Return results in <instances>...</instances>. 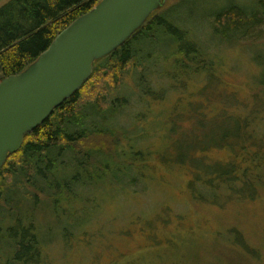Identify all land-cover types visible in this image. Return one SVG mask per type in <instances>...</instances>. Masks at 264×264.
I'll list each match as a JSON object with an SVG mask.
<instances>
[{"label": "trees", "instance_id": "1", "mask_svg": "<svg viewBox=\"0 0 264 264\" xmlns=\"http://www.w3.org/2000/svg\"><path fill=\"white\" fill-rule=\"evenodd\" d=\"M100 1L4 3L0 7V78L24 71L61 31ZM192 1L194 6L196 0ZM209 7L214 11L212 19L203 16L200 23L192 22L187 27L173 20L179 15L177 9L165 14L164 7L153 14L124 46L95 63L90 78L78 93L28 134L20 150L7 158L0 169V264H46L40 246L66 236L68 231H76L82 221L80 212L83 218L89 217L90 212L80 210L77 203L82 191L102 188L105 183L118 185L131 175L124 173L128 157L134 160L139 155L125 149L124 140L128 142L129 138L111 129L110 121L122 116L134 103H142L145 97L154 99L158 91L151 88L156 84L165 80L181 82L188 75L207 71L213 64L209 50L215 39L253 26L263 14L260 6L254 8L258 11L241 5ZM196 11H189L193 20ZM194 25L208 30L209 39L201 42ZM258 47L264 53L262 46ZM262 56L254 60L263 67L255 84L257 95L263 97L264 115ZM127 80L137 92L126 85ZM257 114L254 108L234 124H226L222 137L211 134L206 143L200 141L187 149L182 146L173 155V163L185 165L175 167L181 177L186 170L191 172L186 189L192 190L193 195L189 196L188 204L196 208L208 204L221 212L233 208L239 218L253 219L250 232L237 227L225 230L229 241L224 250L229 262L217 257L213 264H250L252 260L263 264L264 120L256 122ZM212 150L221 151L224 161L204 162L205 152ZM186 153L193 156V161L187 160ZM41 221L44 224L39 225ZM3 223H6L4 234Z\"/></svg>", "mask_w": 264, "mask_h": 264}, {"label": "rangeland", "instance_id": "2", "mask_svg": "<svg viewBox=\"0 0 264 264\" xmlns=\"http://www.w3.org/2000/svg\"><path fill=\"white\" fill-rule=\"evenodd\" d=\"M207 1L196 0L193 6L192 0H166L163 11L167 14L177 9L179 15L173 20L183 27L200 23L203 16L212 19L211 4L219 9L241 5L256 11L259 9L254 8L260 6L263 14L253 26L215 39L209 50L213 64L207 71L188 75L181 82L165 80L156 84L151 88L158 91L154 99L145 97L142 103H134L110 121L111 129L129 138L128 142L124 140L125 149L139 155H131L134 160L128 157L124 173L131 175L118 185L105 183L102 188L82 191L77 203L80 210L90 212L89 217L83 218L80 212L82 221L76 231L40 246L46 264H129L135 259L139 261L134 264H213L217 257L229 262L224 250L229 241L225 230L237 227L251 231L253 219L239 218L233 208L221 212L208 204L198 208L188 204L192 190L186 187L191 172L186 170L181 177L175 167L185 165L173 163L178 148L206 143L211 134L222 137L226 124H234L254 108L258 113L256 122L264 120L263 97L257 95L255 84L263 67L254 60L260 55L264 58L263 50L257 48L259 44L264 49V0ZM195 9L193 20L189 11ZM194 28L201 42L209 39L208 30L197 25ZM126 85L133 89L131 81L127 80ZM109 147L108 152L112 150ZM186 154L187 160L193 161V156ZM204 156L206 163L224 161L219 150L205 152ZM261 259L264 264V250ZM250 264L257 262L252 260Z\"/></svg>", "mask_w": 264, "mask_h": 264}, {"label": "water", "instance_id": "3", "mask_svg": "<svg viewBox=\"0 0 264 264\" xmlns=\"http://www.w3.org/2000/svg\"><path fill=\"white\" fill-rule=\"evenodd\" d=\"M165 5L166 0H101L24 71L0 78V169L28 134L78 93L95 63L124 46Z\"/></svg>", "mask_w": 264, "mask_h": 264}]
</instances>
